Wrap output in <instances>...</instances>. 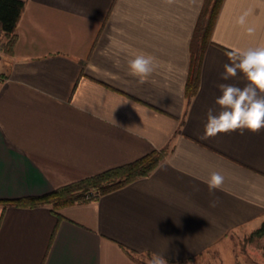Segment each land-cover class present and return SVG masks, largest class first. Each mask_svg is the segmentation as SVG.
<instances>
[{"label":"crops","instance_id":"1","mask_svg":"<svg viewBox=\"0 0 264 264\" xmlns=\"http://www.w3.org/2000/svg\"><path fill=\"white\" fill-rule=\"evenodd\" d=\"M22 1L11 52L0 53V264L184 261L264 224V130L204 138L218 85L247 83L220 78L229 53L264 45V0L222 1L189 100L203 0ZM138 54L154 57L144 83L129 75ZM153 150L164 152L148 174L59 217L49 204L3 203ZM213 171L225 180L210 192Z\"/></svg>","mask_w":264,"mask_h":264},{"label":"trees","instance_id":"2","mask_svg":"<svg viewBox=\"0 0 264 264\" xmlns=\"http://www.w3.org/2000/svg\"><path fill=\"white\" fill-rule=\"evenodd\" d=\"M222 1L203 0L200 14L195 23L190 39V67L185 84V95L188 100L198 87L201 57L204 48L209 43L211 29ZM23 6L24 1L22 0H0V38H5L1 44L3 52H11L16 38L14 30ZM163 152V150H153L134 161L63 184L43 195L8 200L3 203L21 206L49 204L51 210L59 217L58 210L62 207L96 199L103 193L148 174L162 158ZM253 233L262 235L264 224L255 229ZM129 254L133 256L131 252Z\"/></svg>","mask_w":264,"mask_h":264},{"label":"clouds","instance_id":"3","mask_svg":"<svg viewBox=\"0 0 264 264\" xmlns=\"http://www.w3.org/2000/svg\"><path fill=\"white\" fill-rule=\"evenodd\" d=\"M245 23L244 17L238 21ZM249 34L254 32L248 28ZM230 63H226L221 73L222 80H229L238 75L247 81L244 87L221 83L218 85L220 95L215 99L219 112L209 109L204 125V138L215 137L221 133L245 131L259 133L264 130V45L229 53ZM129 75L139 79L140 83L148 80L155 70L154 57L138 54L128 61ZM127 128V127H126ZM225 177L218 171L211 172L206 183L211 191L221 189ZM153 264H165V260L156 257Z\"/></svg>","mask_w":264,"mask_h":264},{"label":"rangeland","instance_id":"4","mask_svg":"<svg viewBox=\"0 0 264 264\" xmlns=\"http://www.w3.org/2000/svg\"><path fill=\"white\" fill-rule=\"evenodd\" d=\"M3 41L5 38L1 37L0 53ZM254 230L229 235L221 244L195 258L177 262L165 260V264H264V233L258 235L253 233ZM136 258L143 264H153L155 259L146 253L138 254Z\"/></svg>","mask_w":264,"mask_h":264}]
</instances>
